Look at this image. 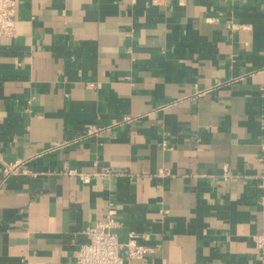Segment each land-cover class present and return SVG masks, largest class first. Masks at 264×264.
I'll use <instances>...</instances> for the list:
<instances>
[{
  "label": "crops",
  "instance_id": "0c3cea01",
  "mask_svg": "<svg viewBox=\"0 0 264 264\" xmlns=\"http://www.w3.org/2000/svg\"><path fill=\"white\" fill-rule=\"evenodd\" d=\"M16 19L0 264H76L110 214L150 248L132 264H264V0H19Z\"/></svg>",
  "mask_w": 264,
  "mask_h": 264
},
{
  "label": "built area",
  "instance_id": "2783aa9c",
  "mask_svg": "<svg viewBox=\"0 0 264 264\" xmlns=\"http://www.w3.org/2000/svg\"><path fill=\"white\" fill-rule=\"evenodd\" d=\"M19 0H0V36H14L16 33L17 19L16 11ZM60 146V145H59ZM55 146L53 149H55ZM260 159L264 162V154ZM28 163V160H19L6 167L7 174L17 173L18 168ZM26 168V167H25ZM224 174L228 168L224 166ZM30 170L23 169V172ZM110 172V171H106ZM65 173L77 174L80 179L88 183L91 174L78 172L74 168H66ZM36 175L35 172H32ZM258 188L260 191L261 204V232L254 236V242L260 253L264 254V174L259 176ZM116 220L109 215L106 221L101 222L98 227L88 230L89 238L80 244L76 250V264H132L133 261L142 260L150 251V248L139 242L136 236L131 235L126 242H121L117 234L112 230ZM126 252L124 255L123 252Z\"/></svg>",
  "mask_w": 264,
  "mask_h": 264
}]
</instances>
